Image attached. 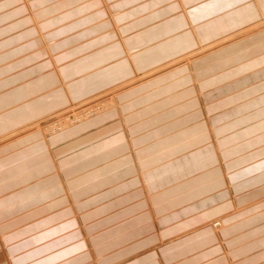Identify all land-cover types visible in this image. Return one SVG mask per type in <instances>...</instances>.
Here are the masks:
<instances>
[{
  "label": "crops",
  "instance_id": "0c3cea01",
  "mask_svg": "<svg viewBox=\"0 0 264 264\" xmlns=\"http://www.w3.org/2000/svg\"><path fill=\"white\" fill-rule=\"evenodd\" d=\"M252 2L0 0V136L250 26ZM250 34L88 122L0 144V264H264V29Z\"/></svg>",
  "mask_w": 264,
  "mask_h": 264
},
{
  "label": "rangeland",
  "instance_id": "374dc122",
  "mask_svg": "<svg viewBox=\"0 0 264 264\" xmlns=\"http://www.w3.org/2000/svg\"><path fill=\"white\" fill-rule=\"evenodd\" d=\"M31 1L33 0H21V2L24 3L22 5L26 9H29V3ZM38 1L42 2L43 0H38ZM82 1L84 0H81V2ZM96 1H98L99 4L101 5L103 3V0H96ZM252 4L254 7L256 6V9L258 11V20L255 23L251 24L250 26L234 31L231 34H227L223 36L220 40H217V41H214L208 44H201L200 41H196L194 37L193 38L194 47L192 48L191 51L185 52L179 57L168 62L167 64L161 67L159 66L157 69L146 72L142 74L141 76H137L133 78L132 80H128L120 84L119 86H116L114 88H111L103 92H100L94 96L84 98L77 102L69 101V104L67 106L60 108L58 110H55L53 112H50L47 115H45L43 118H40L39 120H36L22 128L20 127L18 129L8 132L7 134L0 136V144L8 140L9 141L14 140L22 136H28L30 134H35V133H39L43 138L48 139L61 132L74 128L85 122H88L94 118H97L102 113L107 112L108 110L114 107L115 102L113 101V98L116 92H118L119 90L129 87L133 85L134 83H137L139 80H142L143 78L154 77L153 75H156L162 69H165L169 66L179 65L182 63L184 65L189 64L193 62L194 59L197 58L198 56H201L211 50L220 49V46L224 45V43H230L232 41L243 39V37L251 36L252 35L250 34L251 32H257L259 30L264 29V16H262L259 10V5H257L256 0H253ZM48 8L49 10L55 11L52 7H48ZM81 9H83V7H80V8L76 7L74 10L66 12V13L77 12V11H80ZM100 11L102 12V10ZM96 15H99V13H97ZM100 15H103V14L100 13ZM116 15L117 14H113V16L110 15L111 17L109 18V20L112 21L111 24L113 25L115 22L114 20H115ZM78 21L84 22L85 19H81ZM189 30L192 34L193 31H191L192 30L191 26ZM212 221L209 222V225L211 228H213L215 232H220V230L225 228V221L223 222L222 219L212 220ZM219 222L224 223V225L219 224Z\"/></svg>",
  "mask_w": 264,
  "mask_h": 264
},
{
  "label": "bare ground",
  "instance_id": "6f19581e",
  "mask_svg": "<svg viewBox=\"0 0 264 264\" xmlns=\"http://www.w3.org/2000/svg\"><path fill=\"white\" fill-rule=\"evenodd\" d=\"M252 3H253V2H252ZM22 4H24V3H22ZM254 5H255V4H254ZM257 5H258V4H257ZM255 7H256V6H255ZM256 10H257V9H256ZM191 29H192V27H191ZM191 31H192V30H191ZM192 34H194V33H192ZM84 114H85V113H84ZM55 123H56V122H55ZM57 124H58V123H57ZM60 127H61V126H60ZM60 127H59V128H60ZM223 222H224V221H223ZM219 224L224 225V223H222V222H221V223L219 222ZM218 226H219V225H218ZM220 228H221V227H220Z\"/></svg>",
  "mask_w": 264,
  "mask_h": 264
}]
</instances>
